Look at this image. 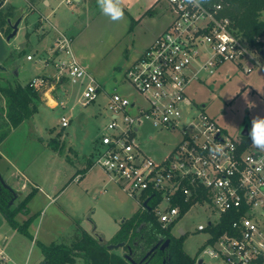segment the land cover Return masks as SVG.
Returning a JSON list of instances; mask_svg holds the SVG:
<instances>
[{
	"label": "built area",
	"instance_id": "2783aa9c",
	"mask_svg": "<svg viewBox=\"0 0 264 264\" xmlns=\"http://www.w3.org/2000/svg\"><path fill=\"white\" fill-rule=\"evenodd\" d=\"M166 1L169 24L124 72L139 98L110 92L105 107L110 119L92 163L137 197L141 207H146L147 198L150 207L159 198L153 211L163 226H175L195 207L208 210L207 221L197 226L207 239L194 264H264V150L231 136L205 111L194 116L182 111L184 104L192 103L186 88L200 72L213 73L228 60L240 64L250 52L249 43L235 33L220 2L195 7L188 0ZM258 40L264 44V30ZM53 48L70 57L56 63L57 78L86 80L81 102L95 100L97 81L72 54L70 39L60 34ZM26 57L33 59L31 54ZM48 79L38 75L29 82L40 91L51 85ZM142 120L160 129H180L179 142L165 156L151 157L138 141L137 124ZM69 123L62 115L61 126ZM217 145L221 152L213 151ZM145 192L152 194L144 197Z\"/></svg>",
	"mask_w": 264,
	"mask_h": 264
},
{
	"label": "rangeland",
	"instance_id": "374dc122",
	"mask_svg": "<svg viewBox=\"0 0 264 264\" xmlns=\"http://www.w3.org/2000/svg\"><path fill=\"white\" fill-rule=\"evenodd\" d=\"M49 1L50 3L39 0L38 11L27 16L20 25L16 37L12 39L10 47L17 48L19 52L15 60L17 75L11 76L0 72V90L2 86H10L13 89L24 87L35 76L57 71L56 63L68 59V55L62 51L60 58L52 62L55 52L52 43L60 35V31L57 30L59 25L72 23L104 25L108 20V17L102 14L97 0ZM169 16L171 17L170 12ZM248 50L253 53L249 52L240 64L228 60L218 65L213 73L200 72L199 78L193 80L186 88L192 103L182 106L185 115L194 116L205 111L215 117L228 134L236 138L244 136L242 131L245 127L250 132L253 117H264V55L259 53L264 50V44L262 43L261 46L248 44ZM27 54H31L33 59L28 60ZM96 59L95 62H105L104 71L96 75L98 83L106 86L109 92L116 90L128 94L130 90H125L126 86L118 85L122 76L118 78V74L125 72L128 66L120 72L109 66L110 57L102 59L99 56ZM98 66L102 67L101 62ZM246 68H251V71L246 72ZM115 74H117L116 82ZM52 77H48V80L54 81ZM64 81L66 78L62 80ZM129 86L133 89L131 85ZM83 87L81 82L74 83L67 80L63 87H59L61 97L57 99L60 104L56 107L48 106L41 89L38 92L39 98L29 104L31 108L36 107L37 111L26 118L20 126L11 129L14 133L11 132L10 137L7 135L8 137L2 139L0 149L5 152L16 147L15 149L19 151H25L24 156H19L20 161L26 162V170L36 179H40L45 188L52 185L53 178L55 175L59 176V171L64 177L66 167H69L70 160H73L77 167L72 168L70 175L80 172L84 177L80 181L78 177L73 179L62 191L60 200L69 198L72 205L79 204L77 209L81 208L83 202L84 208L88 210L85 224L90 226L93 221L97 231L110 237V233L114 232L124 217H129L140 208V203L137 197L130 196L122 186L112 181L100 166L92 165L90 171L83 168V165L86 166L88 160L95 156L97 148L99 149V143L97 145L95 143L100 140L104 126L110 119V113L105 108L107 102L106 93L103 91L105 88L99 89L95 100L82 104ZM63 88L67 89L65 94L62 92ZM53 92L56 96V88ZM1 95L0 91V117H8L7 104ZM136 95L129 94V97L134 100ZM62 102L65 104L64 107ZM62 115L71 117V122L66 127L61 126ZM137 126L139 145L145 153L155 159L161 158L170 151L181 138V131L178 128L160 129L148 120H142ZM58 131L61 133L60 136L56 135ZM67 132H69L68 136ZM52 137H58L57 141L63 146L61 151L50 145ZM248 138L250 139L249 135ZM2 168L3 164L0 165V173L17 192L15 205L23 199L31 187L28 185L26 189H22L23 179H14L10 175L12 169L9 170L8 178ZM70 175L62 179L59 186H62L71 177ZM163 206L160 208L163 209ZM77 212L79 213L80 210ZM79 214L82 216V213ZM89 215L91 221L88 219ZM207 219L208 210L198 206L179 218L171 230L176 237L182 235L179 232L180 227L186 231L183 235L182 247L191 257L201 253L206 244L207 233L198 231L197 226ZM75 221L77 224L79 219ZM78 230L76 228L71 233L63 232L54 241L71 245L81 236V231ZM28 237L8 221H4L0 227V250H3V254L0 253V264H25L26 259L27 264H39L35 262L40 257V248L31 245L29 240L31 237ZM117 251L124 252L122 248ZM80 257L75 258V264H84V259Z\"/></svg>",
	"mask_w": 264,
	"mask_h": 264
},
{
	"label": "crops",
	"instance_id": "0c3cea01",
	"mask_svg": "<svg viewBox=\"0 0 264 264\" xmlns=\"http://www.w3.org/2000/svg\"><path fill=\"white\" fill-rule=\"evenodd\" d=\"M46 2L50 3L49 0H46ZM120 6L123 10V17L118 21H112L108 17V20L106 23H104V25L94 24L90 26L86 25L87 23H77L75 25L72 23L71 25H59V27H57V30L60 31V34H64L70 39V48L72 54L93 75L96 81V75L104 71L103 68L105 65V62L103 61L95 62L97 57L100 56L102 59L105 57H110L109 66L114 67L121 72V70H124L127 66H129L142 53V51L155 40V38L167 27L171 20L167 10L166 0H120ZM58 37H56V39ZM56 39L52 43V46H54ZM53 50L55 52L52 56V62H54L56 58H60L62 54V52L57 49ZM105 54H107V56ZM109 54L111 55L108 56ZM260 55H264L263 50L260 52ZM68 58L70 57L68 56ZM100 62L102 67L98 66ZM57 74L58 70L42 74L46 77L53 76L55 79L54 81H50V84H52L49 87L42 88L44 94L43 98L50 107H56L60 104L57 99L61 97L59 94V87H63L64 83L68 80L64 76L58 79ZM116 75L117 74L114 75L115 82L117 81ZM123 75L124 72L118 74V78L121 76L118 81V85L126 86L125 90H130L128 95H136L137 93H135L125 81ZM64 78H66V81L62 82ZM85 82L86 80L81 81L82 86L85 85ZM98 86L99 89L106 87L104 85H100V83H98ZM122 87L123 86H121V88ZM55 88L57 91L56 96L53 92ZM62 90L63 94H65L67 89L63 88ZM105 90L103 91L106 93V99L108 100L110 92L107 91L106 88ZM136 96L137 97L135 98H139L138 94ZM56 103L57 105H54ZM64 105L65 104L62 102V107H64ZM69 119L71 122V117H69ZM21 124L22 122L19 124V126ZM11 132L13 131L11 130L9 132V137ZM56 135L60 136L61 133L58 131ZM68 135L69 132H67V136ZM98 143L99 141H97L95 145ZM15 148L5 152L0 149V165L3 164L2 170L4 169L5 176L8 177L10 174L9 170L12 169L13 171H11L10 175L13 176L14 179H23L21 186L22 189H26L28 185L31 187L24 197L28 193L33 192L26 205L28 212L25 213L21 211L16 215V219L20 223H23L30 217L33 218L28 225V231L33 236V238L29 239L31 241L30 244L37 246L36 241H40L48 245L60 237L63 232L71 233L76 228L79 229L78 231L85 230L91 233L90 227L92 224H90V226L85 224V216L88 210L84 208L85 205L83 202L81 203V208L77 209L79 204L72 205L69 198H64L62 201L60 200L62 191L68 187V184L73 179L78 177V180L80 181L81 178L84 177L82 174H80V172H77L72 176L70 175L72 168L77 167L74 161L70 160V163L73 164H70L69 167H66V171L63 174L64 177L59 171V176L55 175L52 185H50L49 188H45L40 179H36L31 172L26 170V162L23 161L22 163L20 161L21 157L19 156H24L26 154L25 151H19ZM168 152H166L163 156H165ZM92 159L93 158L91 157L88 160L86 166L83 165L84 169H89V171L92 169L91 166H89L92 162ZM78 169L80 168L78 167ZM103 172L106 173L104 170ZM69 175L71 177L66 182H64L62 186H59L60 181H62V179H66V177H69ZM9 184L14 187L11 183ZM77 210H80L79 213H82V216L77 212ZM76 219H79L77 224H75ZM119 226L120 222L118 223V226L114 232L110 233V237L104 234L106 241H111L113 239L115 233L119 229ZM26 237L28 236L26 235ZM0 253L3 254L2 249L0 250ZM42 258L43 254L40 252V257L35 263H40ZM27 263L28 261L26 259L25 264Z\"/></svg>",
	"mask_w": 264,
	"mask_h": 264
},
{
	"label": "trees",
	"instance_id": "16d2710c",
	"mask_svg": "<svg viewBox=\"0 0 264 264\" xmlns=\"http://www.w3.org/2000/svg\"><path fill=\"white\" fill-rule=\"evenodd\" d=\"M217 2L223 5L222 13L231 19L234 31L237 35L246 37L250 45H262L258 38L264 30V18H262L264 0H209L205 5H211ZM0 91L2 93V98L5 99L7 104L6 111L8 116L0 117L4 118L8 125L6 130L0 133L1 142L12 128L17 127L23 120L37 111L36 107L31 108L29 104L34 101V99L39 98V91L33 88L30 82L24 87L19 86L16 89L10 86H2ZM243 139L245 145L250 143L248 135H244ZM50 145L59 151L63 148L55 137L50 139ZM92 165L93 163L91 162L89 166ZM32 194L33 192L28 193L15 207H6L5 202L7 201L0 202V211L5 212L6 220L31 238H33V236L28 231V225L33 218L30 217L23 223H20L16 219V215L20 211L25 213L28 212L26 205ZM151 194L150 192H145L143 196L148 197ZM9 195L10 191L6 189L5 192L0 193V198L4 197L7 200ZM158 201L159 198L150 202L152 209H148L147 206H140L132 215L125 217L120 222L119 229L111 241H125L126 243L123 250L124 252H129L128 245L133 247L132 243L140 233L144 232L143 238L140 240L144 243L146 248H149L150 245L162 235L165 239L170 238V245L166 252L170 259L167 264H194L195 257H191L182 247L183 235L176 237L171 233L174 223L163 226L158 220L153 211V207ZM176 201L180 203L179 199ZM188 207L189 204H186L184 210ZM140 225H142L141 231H138L137 228ZM213 232L218 234L220 230L214 229ZM36 244L43 254V259L40 262L41 264H74L75 258L78 256L84 259L85 264H132L123 257L124 252L120 253L117 251L118 249H108L105 245L101 244L96 237L85 230L81 231L79 239L71 245L55 241L48 245L36 241ZM133 252L134 254L133 256L131 255V257L139 262L143 258L144 253H138L137 251ZM160 255L161 252L151 257L147 264H163Z\"/></svg>",
	"mask_w": 264,
	"mask_h": 264
},
{
	"label": "flooded vegetation",
	"instance_id": "af4514ba",
	"mask_svg": "<svg viewBox=\"0 0 264 264\" xmlns=\"http://www.w3.org/2000/svg\"><path fill=\"white\" fill-rule=\"evenodd\" d=\"M38 3H39V0H0V72L11 75V76L17 75V67L15 64V60L19 52L17 48L10 47L12 43V39H14L16 35L14 37H11L9 40H7V37L13 31L14 25L18 27L17 33L19 32L20 25L25 21L27 16L38 11ZM7 127L8 125L6 124L4 118H0V133L6 130ZM6 189L7 188L0 181V193L5 192ZM12 197L13 195L10 191V195L8 199L6 200V198L4 197L0 198V202L7 201L5 202L6 207H9V208L12 206L15 207L19 204V203H16L14 205L18 196L12 202H10ZM0 213L4 216L6 220L5 212L0 211ZM138 231H141V228ZM143 235H144V232L136 236L135 240L132 243L133 247H131V245H128L129 246L128 251L131 252V255L133 256L134 254L133 251H137L138 253H144L143 258L139 261V263L147 264L151 257L161 252L160 257H162V263L167 264L170 258L167 256L166 252L170 245V241H169V245L165 247L164 249H161V246L166 239H170V238L165 239L162 235H160L157 238V240H155L154 243L150 245L149 248H146L144 246V243L140 240L141 238H143ZM155 245H157L155 249H153L150 252V254L147 255V253Z\"/></svg>",
	"mask_w": 264,
	"mask_h": 264
},
{
	"label": "clouds",
	"instance_id": "9594fccd",
	"mask_svg": "<svg viewBox=\"0 0 264 264\" xmlns=\"http://www.w3.org/2000/svg\"><path fill=\"white\" fill-rule=\"evenodd\" d=\"M209 0H188V3L195 7L208 3ZM98 6L103 15L109 17L112 21H118L123 17V10L120 6V0H97ZM251 144L259 149L264 150V117L255 116L251 121L249 132ZM214 152H221L222 146L217 145Z\"/></svg>",
	"mask_w": 264,
	"mask_h": 264
},
{
	"label": "water",
	"instance_id": "95a60500",
	"mask_svg": "<svg viewBox=\"0 0 264 264\" xmlns=\"http://www.w3.org/2000/svg\"><path fill=\"white\" fill-rule=\"evenodd\" d=\"M75 1H77V0H75ZM18 22H19V21H18ZM17 30H18V27H17L16 25H14V29H13V31L8 35L7 40H9L11 37H14L15 35H17ZM248 134H249L248 128L245 127V128L243 129V131H242V135H248ZM0 181H1V183H2L7 189H9V190L11 191L13 197H12V199H11L10 202H12V201L18 196L16 190L14 189V187H12L10 184H8V183L5 181V179L3 178V176H2L1 173H0ZM149 199H150V197L147 198V199L143 202V204H144L145 206H147L148 209H151V207L148 205V201H149ZM88 219H89V220L91 219V218H90V215L88 216ZM4 221H5V218H4V216L0 213V227L3 225ZM90 221H91V220H90ZM91 224L93 225L92 228H91V233H92V235H93L94 237H96V238L98 239V241H99L101 244L105 245L108 249H119V248H124L125 243H126L125 241H119V242H110V241H106V240H105V236H104V234H103V233H100L99 231H97V229H96V225L94 224L93 221H91ZM142 225H143V224H142ZM142 225H140V226L137 228V230H140V228L142 227ZM179 232H180L181 234H183V230H182V229H179ZM169 241H170V239H166V240L164 241V243L162 244L161 249H164L165 247H167V246L169 245ZM156 246H157V245L153 246V247L151 248V250L147 253V255H149L150 252H151L153 249H155ZM123 257L126 258V259H127L129 262H131L132 264H140L139 262H136V261L131 257V252H130V251H129V252H125V253H123ZM199 261L202 262V259H200ZM39 264H41V263H39Z\"/></svg>",
	"mask_w": 264,
	"mask_h": 264
}]
</instances>
